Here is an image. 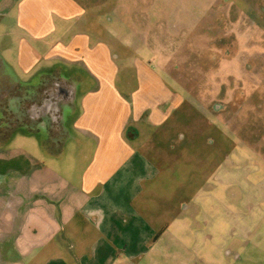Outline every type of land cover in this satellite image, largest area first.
Segmentation results:
<instances>
[{
	"label": "crops",
	"instance_id": "1",
	"mask_svg": "<svg viewBox=\"0 0 264 264\" xmlns=\"http://www.w3.org/2000/svg\"><path fill=\"white\" fill-rule=\"evenodd\" d=\"M102 1L0 0V88L19 86L5 104L19 124L0 130V264H218L214 183L234 148L209 105L221 86L207 100L136 57L133 85L117 83ZM116 15L136 51L149 42L152 20Z\"/></svg>",
	"mask_w": 264,
	"mask_h": 264
},
{
	"label": "rangeland",
	"instance_id": "2",
	"mask_svg": "<svg viewBox=\"0 0 264 264\" xmlns=\"http://www.w3.org/2000/svg\"><path fill=\"white\" fill-rule=\"evenodd\" d=\"M102 2L108 15L104 36L113 51V63L120 66L117 83L133 85L129 69L136 66L135 57L150 67L179 68L175 76L202 83L205 99L210 101L220 86L222 90V85L235 83L230 102L220 90L221 99L209 104L215 111L212 117L219 118L221 127L225 125L223 130L234 145L223 158L219 179L214 183L217 198L214 210L218 212L221 229L217 261L218 264H264V0ZM116 14L124 19L152 20L153 36L140 33L151 37L149 42H139L136 51L127 39L129 35L111 25ZM111 34H118L119 40L112 39ZM159 37L170 40L160 42ZM197 69L198 73L191 74ZM1 82L6 90L0 88V130L10 131L19 120L5 104L19 94V86ZM5 94L9 96L7 103ZM228 111L235 114L234 124L222 120V116L230 114ZM40 131L43 135L44 130L40 128ZM58 133L61 137V130L51 128L43 139L48 148L50 135ZM223 229L227 230L222 232ZM188 257L192 258L189 253Z\"/></svg>",
	"mask_w": 264,
	"mask_h": 264
},
{
	"label": "trees",
	"instance_id": "3",
	"mask_svg": "<svg viewBox=\"0 0 264 264\" xmlns=\"http://www.w3.org/2000/svg\"><path fill=\"white\" fill-rule=\"evenodd\" d=\"M56 140V143L54 144V143H52L51 142V145H50V149L52 148L53 150H57L60 146V142H59V140L57 141V139H55ZM58 145L56 148H55V145ZM55 148V149H54Z\"/></svg>",
	"mask_w": 264,
	"mask_h": 264
}]
</instances>
